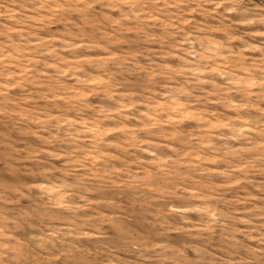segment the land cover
I'll return each mask as SVG.
<instances>
[{"label":"clouds","instance_id":"obj_1","mask_svg":"<svg viewBox=\"0 0 264 264\" xmlns=\"http://www.w3.org/2000/svg\"><path fill=\"white\" fill-rule=\"evenodd\" d=\"M28 3L22 21L15 19L19 11L12 13L18 26L0 32V119L14 129L23 124L39 144L23 158L12 148L9 160L13 167L49 165L39 173L41 179L26 182L24 191L52 197V211L70 218L101 219L112 215L106 201L122 202L121 190L147 188L163 205L169 235L190 234L195 240L223 233L227 246L239 245L251 254L243 262L233 255L227 264H253V258L264 257V79L242 71L250 57L264 70V44L258 42L264 40V2ZM218 13L227 25L208 27L204 17ZM249 34L258 40L246 39ZM130 41L139 46L130 51ZM141 76L142 89L127 83ZM249 112L258 116L250 118ZM186 125H195L198 134L186 138L181 131ZM221 132L230 133L226 138L234 145L222 155L212 143L225 138L216 136ZM182 145L188 147L180 152ZM165 147L174 155L158 154ZM132 153L140 155L127 159ZM229 162L235 163L226 171ZM145 163L146 169L137 166ZM155 173L170 182L150 185ZM209 174L227 177L226 189L248 187L240 199L231 192L221 197L198 182ZM12 191L23 196L19 189ZM15 223L7 219L0 226V264H33L36 257L7 228ZM62 234L71 240L99 239L97 230L78 228L72 219L48 233L52 240ZM133 251L140 252L135 246ZM141 258L147 259L136 256ZM53 259L60 261L63 253Z\"/></svg>","mask_w":264,"mask_h":264},{"label":"rangeland","instance_id":"obj_2","mask_svg":"<svg viewBox=\"0 0 264 264\" xmlns=\"http://www.w3.org/2000/svg\"><path fill=\"white\" fill-rule=\"evenodd\" d=\"M251 2L261 3L264 0H251ZM25 7H31L28 0H0V32L5 31L6 28L18 26L12 22V13L19 11L20 16L15 19L22 21L27 15L24 12ZM204 19L208 21V27L216 25L225 27L228 23L219 13L215 16L204 17ZM232 19H238V17ZM200 20V17L196 18L197 23ZM196 26L194 24L190 26V29ZM236 31L242 30L236 29ZM245 38L258 40L251 34ZM12 39L17 40L18 37L13 35ZM3 40L4 37L0 36V41ZM258 42L264 44V40ZM138 46L139 41L129 42L130 51ZM245 63L249 68L242 69L243 72H251L255 78L264 79V70H261L259 62L254 57H250ZM39 70L40 66H37V71ZM127 83L137 89H142L144 78L141 76ZM220 83L223 82L220 81ZM261 106L264 107V104ZM37 107L41 108L44 105H37ZM208 107L211 110L216 106ZM245 115L250 118L258 116L257 113L252 112ZM181 131L186 138L198 134L195 125H186ZM228 135L230 133H217V137L225 138H216L212 141L214 150L221 155L234 146L232 141L226 138ZM191 146H195L194 141ZM187 147V145H182L178 151L182 152ZM12 148L19 150V157L23 158L26 152L38 150L39 144L31 140L23 124L16 125L14 129L11 122L0 119V193H3V197L0 198V226H3V221L7 219L16 221L14 225H7V228L13 231L15 236L27 246V250L36 257L33 264H227L228 259L233 255H236L242 262L251 258V254L242 250L241 246H227L223 233H217L215 236H201L195 240L190 234L169 235L163 228V225L168 223V219L163 216V205L153 199L152 192L147 188L133 187L121 190L117 195L122 198V202H105L107 210L112 213L106 218L97 219L95 216L70 218L65 214L54 212L50 203L52 197L35 190L24 191L26 182L41 179L39 173L49 165L46 161L35 164L25 162L13 167L9 160ZM158 154L174 155L169 153L166 147L158 149ZM139 155V153H132L127 159L135 160ZM234 163L229 162L225 165V170L227 171ZM137 166L141 169L149 167L146 163ZM54 178L48 177V179ZM169 182V179L162 173L151 175L148 181L155 187ZM198 182L203 183L210 190L217 191L221 197L231 192L236 199H240L241 196L238 194L248 187L242 185L238 189H226L224 184L227 182V177L220 174L203 176ZM12 189H19L23 196L15 195ZM75 196L76 193H73V199ZM69 219L75 220L78 228L97 230L99 239L71 240L64 239L62 234L58 240H52L48 235L49 231L60 227ZM103 224L109 226L104 228ZM157 244L162 247L156 252L144 251L145 248H151ZM38 245L41 247H37ZM133 246L140 252H134ZM181 251L186 254L177 255ZM57 253H63V259L60 261L53 259ZM139 254L147 259H136ZM253 264H264V257L253 258Z\"/></svg>","mask_w":264,"mask_h":264}]
</instances>
